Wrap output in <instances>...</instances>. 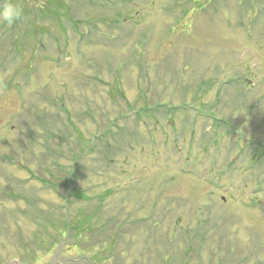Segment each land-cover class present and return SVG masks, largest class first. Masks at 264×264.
Returning a JSON list of instances; mask_svg holds the SVG:
<instances>
[{
  "label": "rangeland",
  "instance_id": "rangeland-1",
  "mask_svg": "<svg viewBox=\"0 0 264 264\" xmlns=\"http://www.w3.org/2000/svg\"><path fill=\"white\" fill-rule=\"evenodd\" d=\"M15 2L0 264H264V0Z\"/></svg>",
  "mask_w": 264,
  "mask_h": 264
},
{
  "label": "clouds",
  "instance_id": "clouds-1",
  "mask_svg": "<svg viewBox=\"0 0 264 264\" xmlns=\"http://www.w3.org/2000/svg\"><path fill=\"white\" fill-rule=\"evenodd\" d=\"M24 15L23 7L15 0H0V24L13 25ZM49 257L40 255L35 264H47Z\"/></svg>",
  "mask_w": 264,
  "mask_h": 264
}]
</instances>
